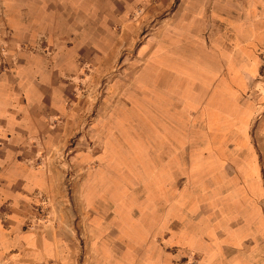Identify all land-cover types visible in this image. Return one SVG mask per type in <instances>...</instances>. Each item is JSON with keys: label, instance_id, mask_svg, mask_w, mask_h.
Listing matches in <instances>:
<instances>
[{"label": "crops", "instance_id": "0c3cea01", "mask_svg": "<svg viewBox=\"0 0 264 264\" xmlns=\"http://www.w3.org/2000/svg\"><path fill=\"white\" fill-rule=\"evenodd\" d=\"M33 1L0 7V264H264V0H182L140 44L141 69L102 96L92 140L143 147L166 176L151 183L148 234L123 200L74 212L55 157L93 109L78 80L94 63L108 70L149 2ZM97 158L99 174L122 173L114 152ZM181 167L199 193L183 195L175 229L168 182Z\"/></svg>", "mask_w": 264, "mask_h": 264}, {"label": "rangeland", "instance_id": "374dc122", "mask_svg": "<svg viewBox=\"0 0 264 264\" xmlns=\"http://www.w3.org/2000/svg\"><path fill=\"white\" fill-rule=\"evenodd\" d=\"M19 1L23 2L24 0ZM30 1L34 2L33 0ZM181 1L182 0H148L149 3L147 5L140 4L136 6V10L132 12L130 18L132 24H134L133 30L127 33L126 40L123 42L124 45H118V51L115 55L116 58L114 62L109 65L108 70L106 68L108 67L107 63H94L92 68L88 69L89 75L84 79L78 80V93L80 98L84 100L88 98L87 95H91L92 91H94L91 95L93 98V109L91 112L87 111L89 113L84 114L85 117L80 123L77 135L72 139L73 144L69 143L66 148H62L58 153L59 157H55V163L61 167L63 171V198L65 201L70 202L69 205H72V210L74 212L76 208L79 211L82 209L84 211L83 215H85V217L87 215L89 216L90 212H88L85 202L87 198L93 199L98 203L99 209L102 203L97 199H105L106 201L108 199L114 201L123 200V203L125 201L126 204L124 216H127L129 221L132 222L131 225H134V221L138 220L139 223H137V225L140 230L148 234L149 227L151 226V203L149 200L152 198L151 193H156L155 191H151V183L156 184V182H161L160 185L162 186L166 182V176L151 173L153 172L155 162L152 158H149L143 147L140 148L141 150L139 149L138 152L137 148L133 147L132 143L126 142V144H123V148H119V144L111 139H108V142L103 144L92 140L90 130L91 126L97 121V108L103 102L104 98H102V96L105 94L107 87L119 82V73L123 72L125 67L132 72L141 69L143 63H138V61L135 62L140 44L148 35L154 34L163 28V26L158 28V24L161 23L166 15L171 13L178 4H181ZM0 7L2 9L4 8L3 0H0ZM114 30L117 32L118 26L115 27ZM205 36L207 40L210 41V31H207ZM2 37L3 39L5 37L7 38V36L4 35ZM91 73L93 74L92 77ZM117 103L116 97L114 98V102L109 105L110 107H108L106 113L112 114V109ZM135 114L137 116L140 115L138 111H136ZM108 116L110 117V115ZM124 126L125 127H122V129L130 131L128 125ZM108 127L112 130V123H110ZM104 150L107 152H114L118 155L116 159L118 165L115 168L122 171L121 174H107L105 170H103L104 173H98L97 168L100 166V159H98L97 156ZM122 150H125V152ZM110 161L114 162L115 160H108V162ZM190 169L186 170L183 167L174 169V175L168 182L172 183L171 194L175 204V213L173 217L175 229L177 226L181 227L183 222V218L177 213V211L180 210V203L183 195L186 197L190 194V197H197L199 193L197 187L199 181L198 175ZM192 185H194V188L191 187ZM88 189V195L90 197L87 196ZM157 194L158 198L164 196L162 191H157ZM109 208L110 206L108 209ZM105 209H107L106 206ZM39 212L42 213L43 210L39 209ZM153 218H155V216ZM82 229L84 232L88 230L86 221L85 224L82 225ZM128 230L129 228L126 226V231ZM130 230L134 229L131 228ZM157 241L163 246L164 243H166L165 239H157ZM151 242V239H142L141 246H147Z\"/></svg>", "mask_w": 264, "mask_h": 264}, {"label": "built area", "instance_id": "2783aa9c", "mask_svg": "<svg viewBox=\"0 0 264 264\" xmlns=\"http://www.w3.org/2000/svg\"><path fill=\"white\" fill-rule=\"evenodd\" d=\"M0 37H1V35H0Z\"/></svg>", "mask_w": 264, "mask_h": 264}]
</instances>
